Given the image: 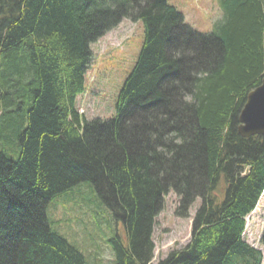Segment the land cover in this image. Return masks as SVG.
Returning <instances> with one entry per match:
<instances>
[{
	"label": "trees",
	"instance_id": "1",
	"mask_svg": "<svg viewBox=\"0 0 264 264\" xmlns=\"http://www.w3.org/2000/svg\"><path fill=\"white\" fill-rule=\"evenodd\" d=\"M218 2L203 34L167 0H0V264H87L46 215L84 182L124 227L115 264H153L171 190L178 216L201 204L187 245L157 264L263 263L244 237L264 194V136L238 127L264 78V0ZM124 19L143 23L142 48L114 118L88 121L76 101L91 46Z\"/></svg>",
	"mask_w": 264,
	"mask_h": 264
},
{
	"label": "rangeland",
	"instance_id": "2",
	"mask_svg": "<svg viewBox=\"0 0 264 264\" xmlns=\"http://www.w3.org/2000/svg\"><path fill=\"white\" fill-rule=\"evenodd\" d=\"M184 15L185 22L195 31L208 34L222 19L218 0H167ZM144 39L142 22L124 19L118 27L91 46L93 61L86 74L85 93L76 105L85 112L88 121L111 120L119 91L131 73ZM13 150L12 145H7ZM13 159L16 154L11 155ZM90 182L55 196L46 211L51 230L64 237L85 257L87 264H115L111 241L119 238L127 243L124 227L113 217L110 209L98 198ZM197 199L189 217L176 214L179 198L171 190L164 196L163 209L154 227L155 255L153 264L165 259L174 250L184 248L191 237L192 221L200 207ZM245 241L263 254L264 194L255 211L247 218Z\"/></svg>",
	"mask_w": 264,
	"mask_h": 264
},
{
	"label": "water",
	"instance_id": "3",
	"mask_svg": "<svg viewBox=\"0 0 264 264\" xmlns=\"http://www.w3.org/2000/svg\"><path fill=\"white\" fill-rule=\"evenodd\" d=\"M238 132L243 138L264 136V78L247 96L239 115Z\"/></svg>",
	"mask_w": 264,
	"mask_h": 264
},
{
	"label": "built area",
	"instance_id": "4",
	"mask_svg": "<svg viewBox=\"0 0 264 264\" xmlns=\"http://www.w3.org/2000/svg\"><path fill=\"white\" fill-rule=\"evenodd\" d=\"M84 113V111L81 110V114Z\"/></svg>",
	"mask_w": 264,
	"mask_h": 264
},
{
	"label": "bare ground",
	"instance_id": "5",
	"mask_svg": "<svg viewBox=\"0 0 264 264\" xmlns=\"http://www.w3.org/2000/svg\"><path fill=\"white\" fill-rule=\"evenodd\" d=\"M248 96V95H247ZM247 99V98H246Z\"/></svg>",
	"mask_w": 264,
	"mask_h": 264
}]
</instances>
